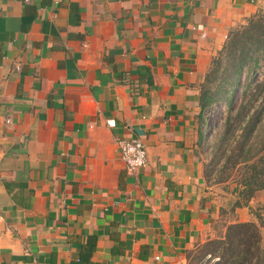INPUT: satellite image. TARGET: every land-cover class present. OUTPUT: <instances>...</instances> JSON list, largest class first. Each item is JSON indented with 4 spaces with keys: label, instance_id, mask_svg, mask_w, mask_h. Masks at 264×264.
<instances>
[{
    "label": "crops",
    "instance_id": "0c3cea01",
    "mask_svg": "<svg viewBox=\"0 0 264 264\" xmlns=\"http://www.w3.org/2000/svg\"><path fill=\"white\" fill-rule=\"evenodd\" d=\"M260 10L0 0V264H75L90 236L87 264H189L227 225L258 223L264 191L229 215L235 187L208 185L195 149L212 62ZM119 138L145 146L135 174Z\"/></svg>",
    "mask_w": 264,
    "mask_h": 264
},
{
    "label": "trees",
    "instance_id": "16d2710c",
    "mask_svg": "<svg viewBox=\"0 0 264 264\" xmlns=\"http://www.w3.org/2000/svg\"><path fill=\"white\" fill-rule=\"evenodd\" d=\"M223 57V58H221ZM226 66L222 68V61ZM248 79L241 84L242 73ZM241 90L236 109L231 108L232 92ZM229 105L224 124L223 150L224 167L239 172L235 207L246 204L259 191H264V10L252 16L245 25L234 30L218 57L213 60L201 86L197 116V143L202 140L201 126L206 108L218 101ZM205 173V172H204ZM219 172L215 184L226 181L229 176ZM264 210V205L260 207ZM258 208V209H260ZM258 223L236 222L226 226L221 238L203 244L211 258H218L213 264H264V249L260 247V228H264V216L257 215ZM96 237L90 236L85 255L75 264H87L95 248Z\"/></svg>",
    "mask_w": 264,
    "mask_h": 264
},
{
    "label": "rangeland",
    "instance_id": "374dc122",
    "mask_svg": "<svg viewBox=\"0 0 264 264\" xmlns=\"http://www.w3.org/2000/svg\"><path fill=\"white\" fill-rule=\"evenodd\" d=\"M221 66L222 68H224L226 66V62L222 61ZM241 77L242 80L240 83L244 85L246 83V80L248 79V75L246 74L245 70L243 71ZM231 98L232 100L230 109H236L237 104L241 98V90L235 89L232 92ZM228 113L229 105L226 104V101L219 100L218 102L206 108L204 112V122L201 126L202 140L200 144H196L195 149V155L198 158L199 162L202 163L203 174L208 185H215L216 180H218V177L220 176L219 172L222 170V175L229 176V178L226 179L225 182H223V184H226L223 186V191L227 193V195H229V191L231 188H238L237 181L239 178L238 171L231 170L230 167L223 168L225 163L223 150L225 147H227L225 140L227 139V142H230L232 140V137L229 136L223 139L224 124L228 117ZM228 200L229 199L225 201L228 206L226 210L228 211L229 215H231L232 212L230 211L232 210H230V208L231 205L234 206V202L236 201V199L231 198L229 201ZM253 214L257 219L256 214L264 216V210L262 211L261 208H256V210L253 211ZM260 230V247L264 249V228L261 227ZM205 253L206 248L201 245L192 254L189 264H213L216 262V257L211 258L210 255Z\"/></svg>",
    "mask_w": 264,
    "mask_h": 264
},
{
    "label": "built area",
    "instance_id": "2783aa9c",
    "mask_svg": "<svg viewBox=\"0 0 264 264\" xmlns=\"http://www.w3.org/2000/svg\"><path fill=\"white\" fill-rule=\"evenodd\" d=\"M121 161L128 174H135L147 164V152L143 142L138 138L116 140ZM158 259V258H156ZM218 258L215 259L217 261Z\"/></svg>",
    "mask_w": 264,
    "mask_h": 264
}]
</instances>
